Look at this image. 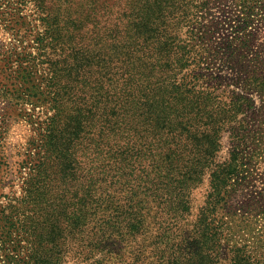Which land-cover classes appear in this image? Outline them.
<instances>
[{
    "label": "trees",
    "instance_id": "16d2710c",
    "mask_svg": "<svg viewBox=\"0 0 264 264\" xmlns=\"http://www.w3.org/2000/svg\"><path fill=\"white\" fill-rule=\"evenodd\" d=\"M236 1L245 15L264 6ZM190 5L0 0V25L20 45L0 60V97L46 108L18 164L21 193L0 201V264H264L250 205L233 199L240 155L213 163L219 128L264 109V60L256 52L249 83L257 107L202 89L182 74L201 60ZM165 21L187 39L173 40Z\"/></svg>",
    "mask_w": 264,
    "mask_h": 264
},
{
    "label": "rangeland",
    "instance_id": "374dc122",
    "mask_svg": "<svg viewBox=\"0 0 264 264\" xmlns=\"http://www.w3.org/2000/svg\"><path fill=\"white\" fill-rule=\"evenodd\" d=\"M187 1L191 3L188 13L196 17L195 30L201 28L197 39H201L200 46L196 45L201 60L184 69L182 74H197L198 85L202 89H209L214 96L217 95V99L224 100L227 94L232 93L230 91H234L245 94L257 107L260 102L249 83L256 79L252 67L256 52H260L259 59L264 60V6L255 7L254 12L245 15L239 13L236 0ZM166 10L162 9V13ZM240 18H248L246 22L244 20V30L238 28L242 23ZM164 23L167 34L171 31L173 40L187 39L185 28L171 26L166 21ZM12 45L20 46L12 34L0 25V60ZM45 113L43 104L15 106L0 97V201L20 195V177L24 175V170L20 172L18 164L30 154L28 141L36 137ZM237 120L238 123L230 122L219 128L217 137L220 147L213 156V163H224L234 151L240 155L245 179L233 199L235 205L249 203L254 215L250 218L252 238L259 239L264 245V109L240 112ZM207 177L208 174L203 176L202 184L193 192V215L203 202L208 186ZM238 225L241 227L244 223L239 222ZM246 230L250 231V228ZM67 264L78 263L69 259Z\"/></svg>",
    "mask_w": 264,
    "mask_h": 264
}]
</instances>
